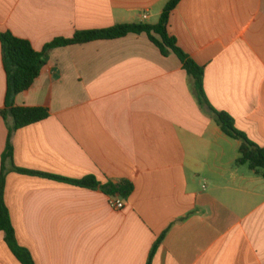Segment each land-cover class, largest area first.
<instances>
[{
    "label": "crops",
    "instance_id": "0c3cea01",
    "mask_svg": "<svg viewBox=\"0 0 264 264\" xmlns=\"http://www.w3.org/2000/svg\"><path fill=\"white\" fill-rule=\"evenodd\" d=\"M170 0H0V32L37 52L77 32L159 23ZM147 16V19L144 17ZM205 68L210 104L264 148V0H183L168 28ZM8 76L0 40V110ZM16 107L49 117L16 131L5 201L36 264H264V177L203 110L179 58L147 35L56 48ZM14 120L0 118V171ZM70 180L82 188L12 167ZM127 181L123 210L102 186ZM0 264H21L0 234Z\"/></svg>",
    "mask_w": 264,
    "mask_h": 264
},
{
    "label": "trees",
    "instance_id": "16d2710c",
    "mask_svg": "<svg viewBox=\"0 0 264 264\" xmlns=\"http://www.w3.org/2000/svg\"><path fill=\"white\" fill-rule=\"evenodd\" d=\"M182 1L170 0L162 13L159 23L156 25L129 24L118 25L104 30L77 32L73 38L54 40L42 52H37L28 40L18 38L10 32H0L4 66L8 76L6 106L5 109L0 110V118L5 120L12 118L14 120V126L10 128L6 151L2 157L0 171V234L4 235V241L21 264L36 263L31 252L19 244L11 214L5 201L6 178L9 172L6 168V163L8 161L13 163L14 161L12 144L14 133L19 129L44 121L49 117V110L45 108L16 107L15 98L31 89L35 81L40 77L47 63L48 54L53 49L83 45L101 40H116L129 35H147L164 56L174 54L179 58L184 70L191 79L193 94L200 107L207 111L228 137L242 142L237 163L239 165H248L257 175L264 177V148L251 141L244 132L237 129L235 120L230 114L218 111L210 104L204 86L205 68L197 64L182 50L177 40L169 34L170 17ZM11 171L23 175L48 178L82 188L97 189L100 187V183L93 176L77 181L23 170L14 165ZM102 189L112 198L120 197L123 200H128L134 192L133 184L127 181L117 184L109 182L102 186ZM165 235L161 236L154 245L148 264H151L155 253L164 241Z\"/></svg>",
    "mask_w": 264,
    "mask_h": 264
},
{
    "label": "built area",
    "instance_id": "2783aa9c",
    "mask_svg": "<svg viewBox=\"0 0 264 264\" xmlns=\"http://www.w3.org/2000/svg\"><path fill=\"white\" fill-rule=\"evenodd\" d=\"M147 18H148L147 16L144 17V19H147ZM111 204H112L114 209L119 210V211L123 210L124 207H125V202L120 197L112 198V203Z\"/></svg>",
    "mask_w": 264,
    "mask_h": 264
}]
</instances>
